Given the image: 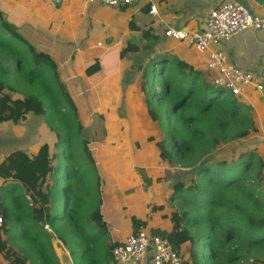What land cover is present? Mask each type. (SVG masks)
I'll list each match as a JSON object with an SVG mask.
<instances>
[{"label": "crops", "instance_id": "crops-1", "mask_svg": "<svg viewBox=\"0 0 264 264\" xmlns=\"http://www.w3.org/2000/svg\"><path fill=\"white\" fill-rule=\"evenodd\" d=\"M226 1H234L252 14L259 15L264 8V0H143L134 6L119 7L87 0H0V44L2 39L11 44L0 45V78L9 85L11 76L16 83H28L31 73L25 76L28 67L21 54L25 49L34 69L41 70L40 77L47 81L44 68L49 69L53 81L48 83L55 91V99L60 101L56 108L50 107L54 111L48 119L28 113L23 122L0 123V164L15 151L35 156L44 144L58 153V141L51 127L60 120L55 118L58 113L54 112L64 100L70 101L76 112L81 111L85 118V123H80L82 137L89 150L93 149L95 153L94 179H97L98 211L104 228L89 222V238L85 235L79 239L76 252L92 249L90 253L94 259L93 256L105 253L110 245L124 242L132 234V219L142 221L141 230L148 235L171 228L168 216L174 210L167 207V200L173 184L183 182L181 174L184 173L177 178L178 173L173 174L168 169L153 142L148 141L151 134L160 138L161 129L149 117L145 96L140 91L139 66H145L157 50L161 51L159 54L168 53L185 60L207 80L214 75L205 67L211 50L223 52L231 64L253 75L254 84L244 88L235 99L248 110L256 129L243 141L247 143L248 152L254 151L264 163V29L243 31L227 43L203 52L164 36L166 29L204 30L209 12ZM151 6L156 9L153 14ZM3 24L8 30L2 27ZM145 33L157 37L150 57L142 52L146 45ZM127 47L140 51L122 54ZM31 50L45 54L49 62L37 65ZM13 60L17 62L14 63L15 73L8 66ZM93 67L95 72L89 74L88 70ZM257 85L262 90H258ZM47 96L52 100L53 93L47 92ZM138 99L143 101L144 115L146 113V120L150 122L143 129L147 123L138 116ZM68 108L72 109L70 105ZM132 126L147 141L143 149L129 136ZM92 131L96 136L97 132L102 134L91 140L88 132ZM144 132L148 133L144 135ZM138 150L141 151L136 152ZM147 167L153 171L148 172ZM2 186L0 178V189ZM66 203L70 204L63 198L64 206ZM159 206L164 209L156 210ZM44 230L57 264H75L70 249L50 227L45 225ZM79 232H75L76 238H70V246L78 240ZM0 264H5L4 260ZM145 264L151 263L146 261Z\"/></svg>", "mask_w": 264, "mask_h": 264}, {"label": "trees", "instance_id": "trees-1", "mask_svg": "<svg viewBox=\"0 0 264 264\" xmlns=\"http://www.w3.org/2000/svg\"><path fill=\"white\" fill-rule=\"evenodd\" d=\"M2 27L8 30L5 24ZM143 37L146 45L142 52L150 57L157 37L148 33ZM1 42L7 43L3 39ZM128 51L140 50L127 47L122 54ZM31 56L39 66L49 62L43 53L31 50ZM139 70L147 112L161 129L159 139L149 136L148 141L153 142L160 160L167 165L191 167L192 160L256 132L248 110L224 90L215 88L185 60L168 53L156 54ZM28 72V88H16L0 78V123L23 122L28 113L48 119L47 112L54 111L60 103L52 85L40 77L41 70L26 69L25 76ZM93 72L95 67L88 70L89 74ZM47 92L53 93L52 100ZM223 94L227 95L222 97ZM152 97L158 101L159 110L152 105ZM60 125L68 147L63 152V169L58 161L60 151L55 153L47 144L35 156L15 151L0 164V256L5 264H57L44 226L48 225L68 247V239L61 232L68 229L61 223L66 215L70 220L67 225L74 226L68 233L69 240L80 231L78 240L69 246L75 264L78 257L85 264H113L112 251L118 244L110 245L94 259L89 248L75 256L79 239L85 235L89 238L88 222L100 228H104V223L98 211L94 160L82 137L83 126L79 122L72 125L70 119ZM55 127L51 129L56 134ZM71 128L76 129L73 132ZM75 140L81 142L77 147L73 146ZM218 156L221 160L215 165L202 161L194 168L198 181L187 187L183 182L173 184L169 203L176 201L178 207L168 216L171 228L153 231L151 235L166 238L177 253L186 248L188 257H182V264H239L242 260L264 264V216L256 205V189L264 183V163L254 151L241 154L230 163L226 161V150ZM60 197L70 202L64 206V215L57 206ZM259 204L263 209L264 202L259 200ZM142 225V221L132 219V234L139 232Z\"/></svg>", "mask_w": 264, "mask_h": 264}, {"label": "built area", "instance_id": "built-area-1", "mask_svg": "<svg viewBox=\"0 0 264 264\" xmlns=\"http://www.w3.org/2000/svg\"><path fill=\"white\" fill-rule=\"evenodd\" d=\"M96 1L106 6L119 7L134 6L143 0H87L89 3ZM155 11V7L151 6L150 12L153 14ZM263 29L264 8L261 14H252L238 3L226 1L209 12L204 30L185 32L166 29L164 36L203 52L211 50L216 45L227 43L243 31ZM205 67L214 74L209 81L215 88L224 90L231 97H239L244 88L254 84L253 75L231 64L221 51L211 50ZM257 88L262 90L260 85H257ZM1 225L0 218V227ZM112 257L113 264H145L149 258L151 264H182L183 262L182 255L173 250L166 238L158 234L148 235L144 230L131 234L124 242L118 244L112 251Z\"/></svg>", "mask_w": 264, "mask_h": 264}, {"label": "rangeland", "instance_id": "rangeland-1", "mask_svg": "<svg viewBox=\"0 0 264 264\" xmlns=\"http://www.w3.org/2000/svg\"><path fill=\"white\" fill-rule=\"evenodd\" d=\"M1 37L3 38L4 36L3 35H1ZM3 44H0V45H2V46H4V45H6V46H11V44L10 43H4V42H2ZM13 46H15V45H13ZM20 49H21V47H20ZM24 49V48H23ZM23 49H21V50H23ZM161 50V49H160ZM159 53H161V51L160 52H158V50H157V53L156 54H158V55H160ZM174 53V52H173ZM21 54H24V56H25V61H24V65L26 66V67H28V69L27 70H31V68L32 69H34L35 67H34V65H33V63H32V61H31V59H30V54H29V52H27L25 49H24V52H22ZM143 58L145 59V55H143ZM15 59V58H14ZM14 60L13 61H9V63H8V66H9V69L10 70H13V73H15V66H14ZM17 63V62H16ZM15 63V64H16ZM43 67H45V66H43ZM44 72H45V75H46V77H47V79H48V81H53V77H52V75H51V73H50V71H49V69L47 68V67H45L44 68ZM23 83H16L15 82V79H14V77H10V85L11 86H14V87H16V88H20L21 87V85H22ZM28 83L27 84H23L22 85V88L23 87H26V88H28ZM158 86H156V88H157ZM157 92H159L160 91V88L158 87L157 89ZM31 91V90H30ZM29 91V92H30ZM227 94H223L222 95V97H224V96H226ZM234 98V97H233ZM152 100H153V102H152V105L155 107V109H157V110H159L160 109V107H159V105H158V101L155 99V98H153L152 97ZM69 101H67V100H64L62 103H61V105L58 107V109L60 110V111H57V112H54V113H58V115H56L55 116V118L57 119V120H60L59 122H57V124L55 125L56 127H55V130H56V134L59 136V139L57 138V136H56V139H57V141H58V144H57V150H59L60 151V155H59V163L61 164V168L63 169L65 166H66V164L64 163L65 161H64V159H65V157H63V152H64V150H66L67 148H66V136H65V133L64 132H62L61 131V123H65V122H67V121H69V119L71 120V123H72V125H77V122H79V123H85V118H84V116L82 115V113H81V111H78V112H75V111H72V110H70L69 108H68V105H69V103H68ZM73 102V101H72ZM75 102V101H74ZM137 102H138V107L136 108V110H137V113H138V116H142V121L143 122H145L146 121V123L147 124H145V125H143L142 126V129H143V127H146V126H148V125H150V122L148 121V120H146L147 119V115H146V113H145V115H144V111H143V105H144V103H143V101L141 100V99H138L137 100ZM76 103V102H75ZM90 107V105L87 107V108H89ZM47 108L48 107H46V112H47ZM162 111V110H161ZM49 113L50 112H47V116L49 115ZM123 118H125V117H123ZM126 119V118H125ZM59 124V125H58ZM97 126V128L98 129H100L99 128V126L98 125H96ZM134 128H136L135 126H132L131 127V129H132V132H131V130H130V132H129V136H131V138H133L132 140L133 141H137L138 143H139V145H140V149H143L146 145H147V141H146V139H144L143 138V136L141 137V133L139 132V131H137V130H135ZM76 128H71V130L74 132V130H75ZM148 132H144L143 134L145 135V134H147ZM54 134H55V132H54ZM100 134H102L101 132H97V136H96V132H94V131H92V132H90V134H89V132H88V137H89V139H91V140H95V139H97V138H99V136H100ZM161 134H163L162 133V131H161ZM152 136H153V134H151ZM168 134L166 133L165 134V137L167 136ZM61 138H62V140H61ZM156 138V137H155ZM159 139V138H158ZM81 142H80V140H75V144L73 145L74 147H77L79 144H80ZM54 150V152L55 153H57L56 152V150L55 149H53ZM91 151H92V153H91V155L92 156H94L95 155V153H94V151H93V149H90ZM135 150V149H134ZM222 150H226V152L229 154V157H228V159H226V161H228L229 163L230 162H232V161H236L237 160V158H238V156L239 155H241V154H245L246 152H244V151H249V148H248V146H247V143H245L244 141H243V139H240V140H236V141H234V142H227V143H225V144H222V145H220V146H218L217 148H215V150L214 151H212L210 154H206L204 157H201V158H196L195 160H192L190 163H191V167H188V168H184V167H181L180 165H174L173 167H171L170 165H168V169H171V171H172V173L174 174V173H178L177 174V178H179V176H180V173H184V175L183 174H181V177H182V179H183V183H184V185L187 187V186H189L192 182H195V181H198L199 179H198V177L196 176V174H195V172H194V168L198 165V164H200V162H202V161H207L208 162V165H215V163L216 162H218V160H221L220 158H219V154H220V152L222 151ZM141 150H138V151H136V152H140ZM206 162V163H207ZM149 166V165H148ZM147 171L148 172H150V171H153L152 169H151V167H147ZM141 173H144V172H141ZM96 175V172H94V175H93V177ZM48 183L50 184L51 183V181H48ZM200 183H198V182H196V185L198 186ZM201 185V184H200ZM170 198V197H169ZM169 198H168V205H167V207L168 206H171L172 207V210H175V208L176 207H178V203L176 202V201H174V202H172L173 204L171 205V203H169ZM256 198H257V201H258V203L256 204L257 205V207L260 209V211L258 212V213H260L261 212V215H263L264 216V208L262 209V206H259L260 204H259V200L260 201H262V202H264V183L262 184V186H260V187H258L257 189H256ZM256 200V199H255ZM57 206H58V210H59V213L62 215H64V204H63V200H62V198L60 197L59 198V200L57 201ZM262 209V210H261ZM89 210H91V209H89ZM66 222H70V220H69V216H65L64 217V219L61 221V223H62V225H65L66 224V226H68V229H66L64 232L63 231H61L62 233H63V235H64V237L66 236V238L68 239L67 240V242H69L68 243V248H69V246H70V241H69V236H68V233H70L72 230H73V227H71V226H69V225H67L68 223H66ZM87 223V222H86ZM88 224H89V222H88ZM87 224V225H88ZM72 243V242H71ZM71 247V246H70ZM70 249V248H69ZM186 248H183V250L182 251H180V254H182V257H184L185 259L188 257V253L186 252ZM83 254V252L82 251H80L79 253L78 252H76L75 251V255H77V256H81ZM79 258H81V257H78L77 259H78V261H77V264H85V261L84 260H79ZM3 262V260H2V257L0 256V263H2ZM206 264H208V263H206ZM239 264H248V262L247 261H245V260H242V261H240L239 262Z\"/></svg>", "mask_w": 264, "mask_h": 264}, {"label": "water", "instance_id": "water-1", "mask_svg": "<svg viewBox=\"0 0 264 264\" xmlns=\"http://www.w3.org/2000/svg\"><path fill=\"white\" fill-rule=\"evenodd\" d=\"M151 261V258L148 259V263Z\"/></svg>", "mask_w": 264, "mask_h": 264}]
</instances>
